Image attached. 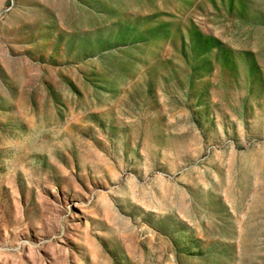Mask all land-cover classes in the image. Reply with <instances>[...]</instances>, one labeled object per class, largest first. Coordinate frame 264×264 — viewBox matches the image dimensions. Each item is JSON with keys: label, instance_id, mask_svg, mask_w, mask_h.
I'll list each match as a JSON object with an SVG mask.
<instances>
[{"label": "rangeland", "instance_id": "374dc122", "mask_svg": "<svg viewBox=\"0 0 264 264\" xmlns=\"http://www.w3.org/2000/svg\"><path fill=\"white\" fill-rule=\"evenodd\" d=\"M0 264H264V0H0Z\"/></svg>", "mask_w": 264, "mask_h": 264}]
</instances>
